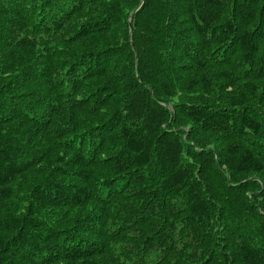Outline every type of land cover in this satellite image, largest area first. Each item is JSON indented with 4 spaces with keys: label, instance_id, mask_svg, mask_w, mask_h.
<instances>
[{
    "label": "trees",
    "instance_id": "16d2710c",
    "mask_svg": "<svg viewBox=\"0 0 264 264\" xmlns=\"http://www.w3.org/2000/svg\"><path fill=\"white\" fill-rule=\"evenodd\" d=\"M0 264H264V0H0Z\"/></svg>",
    "mask_w": 264,
    "mask_h": 264
}]
</instances>
